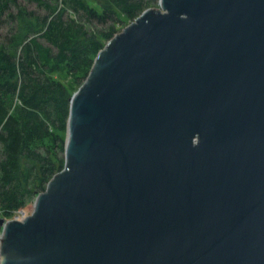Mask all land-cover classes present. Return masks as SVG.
Wrapping results in <instances>:
<instances>
[{
  "label": "water",
  "instance_id": "95a60500",
  "mask_svg": "<svg viewBox=\"0 0 264 264\" xmlns=\"http://www.w3.org/2000/svg\"><path fill=\"white\" fill-rule=\"evenodd\" d=\"M64 165L0 264H264V0H158L72 93Z\"/></svg>",
  "mask_w": 264,
  "mask_h": 264
},
{
  "label": "trees",
  "instance_id": "16d2710c",
  "mask_svg": "<svg viewBox=\"0 0 264 264\" xmlns=\"http://www.w3.org/2000/svg\"><path fill=\"white\" fill-rule=\"evenodd\" d=\"M156 1L0 0V208L4 215L23 206L25 194L42 192L64 165L62 160L57 165L52 162L49 144L64 146L73 92L50 74L63 70L78 88L120 22L134 20ZM93 22L107 30H96Z\"/></svg>",
  "mask_w": 264,
  "mask_h": 264
},
{
  "label": "rangeland",
  "instance_id": "374dc122",
  "mask_svg": "<svg viewBox=\"0 0 264 264\" xmlns=\"http://www.w3.org/2000/svg\"><path fill=\"white\" fill-rule=\"evenodd\" d=\"M90 4L93 6L96 5L95 2H92V1H90ZM148 7L158 8V0L156 2H152L151 4H149ZM132 21L133 20H131V19L130 20L125 19V20L121 21L120 24L116 27V29H117L116 33H119L122 30V28H124L126 25H128ZM93 25H94V28L96 30H107L106 25L103 26L100 24H96L94 22H93ZM104 42H105V40H104ZM50 75L53 78L58 79L61 82H63L66 85V87L69 88L70 91L75 92L77 90L78 83L75 82V79L73 77L66 74L65 71H63V70L62 71H54ZM65 138H66V133L64 134V142H65ZM49 145H51L53 148V152H52L53 154L50 155V157L53 156V157H51L52 162L57 165L60 163L61 160L64 161V146L61 148V147H59V145L54 146L52 143H50ZM31 180H32V178H30L28 180V184H25L26 188H29V185L31 184ZM38 193L39 192L35 193L33 190L30 194H25L23 197L24 201H25L23 206H21L17 209H14L10 215H4L2 212L3 209L0 208V218H2L4 220H9L12 218L19 219V216L21 214H24V215L30 214L31 211L33 210L34 199ZM0 231H1V228H0Z\"/></svg>",
  "mask_w": 264,
  "mask_h": 264
},
{
  "label": "built area",
  "instance_id": "2783aa9c",
  "mask_svg": "<svg viewBox=\"0 0 264 264\" xmlns=\"http://www.w3.org/2000/svg\"><path fill=\"white\" fill-rule=\"evenodd\" d=\"M26 215H24V214H21L20 216H19V219H22L23 217H25Z\"/></svg>",
  "mask_w": 264,
  "mask_h": 264
}]
</instances>
